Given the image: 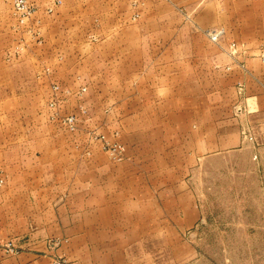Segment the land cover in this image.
<instances>
[{
    "label": "rangeland",
    "instance_id": "rangeland-1",
    "mask_svg": "<svg viewBox=\"0 0 264 264\" xmlns=\"http://www.w3.org/2000/svg\"><path fill=\"white\" fill-rule=\"evenodd\" d=\"M28 2L34 12L22 24L13 0H0V26L13 24L7 52L16 59L46 37L109 38L114 51L121 44L129 68L142 63L146 79L172 58L190 59L191 74L178 71L171 88L193 101L188 109L182 100L144 108L143 88L119 94L137 98L131 108L112 106L109 94L89 91L85 75L50 80L48 90L28 94V108L13 110L0 133L73 135L80 165L73 172L52 150L41 163L27 162L24 150L0 155V264H264V174L251 152L264 145V125L247 115L251 84L264 83L246 66L250 58L264 63V0ZM70 116L75 130L64 123ZM102 137L125 149L122 161L103 148ZM95 149L111 163L107 197L92 189ZM138 162L148 171L143 189L130 179ZM50 164L66 167L48 172ZM57 180L68 187L49 184Z\"/></svg>",
    "mask_w": 264,
    "mask_h": 264
},
{
    "label": "crops",
    "instance_id": "crops-1",
    "mask_svg": "<svg viewBox=\"0 0 264 264\" xmlns=\"http://www.w3.org/2000/svg\"><path fill=\"white\" fill-rule=\"evenodd\" d=\"M58 23L57 20L53 23V26ZM12 25L11 23H5L0 26V123L3 121L11 122L16 117V113L13 110H19V113H21V109L28 108L27 105L23 106L22 102L24 101L25 104L30 102L31 96L28 94L48 90L49 85L46 84L48 81L52 80L51 82L55 83L57 82L56 80L61 79L60 81H62L65 78V81L69 82L72 79L73 82L74 77L79 75H85V78H87L90 92L109 94L111 100H107L109 105L112 106H119V103L123 102L124 107L131 108L135 105L132 101L137 100V98L130 95L141 92L143 88H146L142 98L144 99L142 101L144 102V108H163L162 105L170 107L167 102L175 106L176 102L181 100L184 101V109H188L191 106L193 98L190 95L184 96L182 99L176 98L174 88H171V78L181 76L178 71L184 70L185 75L191 74L186 73V69L191 70L193 66L195 67L190 59L179 60L180 63L176 64L175 62L173 63L172 58L170 59L172 62L170 61L169 64L156 69V73L153 74L151 79H146L149 74L145 69L139 67L142 63L140 65L137 64L136 67L129 68L126 55L121 50V44L120 49L118 46L116 51H114L115 48L112 46L110 39L104 37L97 42H84L82 39H76L70 43H65L63 40H58V38H51L50 40V38L46 37L42 39L41 44L34 43L37 47L40 46V49L33 48V44H30L31 48L16 59L11 54V51L7 52L14 42L11 31ZM246 64L249 75L264 83V63L257 58H250L246 60ZM208 66L202 64L200 67L208 69ZM257 84H251V92L253 93L250 99L254 100L247 115L248 120L252 124L264 125V84ZM125 93L130 95L119 96V94ZM16 94L25 95L21 97ZM111 97H119L121 100L114 102ZM186 102H189V104L187 105ZM21 117L24 120L28 117L32 122V116L27 112ZM23 121L18 120L14 123L21 124ZM220 132L218 131V134H221ZM262 133H264V128ZM78 141V138L68 134L0 133V155L9 153L12 150H24L30 154L27 162L38 161L41 163L44 159V154L52 150L56 153H62L65 159L64 163L69 165V162L66 163L65 161H70L73 172H76L80 165V150L77 149L78 145H76ZM251 152L252 154L254 153L253 156L258 155L257 160L253 162L264 174V145L258 151L251 150ZM150 153L155 155V152L151 151ZM144 154L145 152L141 155ZM135 165L136 167L129 169V172L132 173L130 179L136 180L138 183L137 187L143 189L145 187V173L148 171L146 172L144 165L139 162ZM51 166L54 168H51ZM110 166V161L101 150H93L92 156L88 159V172L95 175L94 179L91 180L94 183L92 189L105 190V197L108 194L106 184ZM65 167L63 165L50 164L48 172H53L54 170L55 172L59 170L63 172ZM126 178H128V175H126ZM49 184L55 188L68 187L63 181L59 180L56 183L49 182ZM94 194L96 198L97 193L94 192ZM56 198L63 199L59 196ZM37 203H40V201L37 200ZM104 204L94 205L95 212H98L100 208H104Z\"/></svg>",
    "mask_w": 264,
    "mask_h": 264
},
{
    "label": "built area",
    "instance_id": "built-area-1",
    "mask_svg": "<svg viewBox=\"0 0 264 264\" xmlns=\"http://www.w3.org/2000/svg\"><path fill=\"white\" fill-rule=\"evenodd\" d=\"M60 3V1H57ZM14 14L19 18L20 22L23 24L25 20L32 16L34 9L29 4L28 0H13ZM50 12L53 10L50 9ZM213 39H217V34H214ZM54 90L59 92L60 86L55 85ZM82 92H86V88H82ZM77 118L75 116L67 117L64 123L71 129L75 130ZM103 144V148L109 151L110 155L117 161H122L125 156V149L121 145L111 144L105 137L100 138Z\"/></svg>",
    "mask_w": 264,
    "mask_h": 264
}]
</instances>
